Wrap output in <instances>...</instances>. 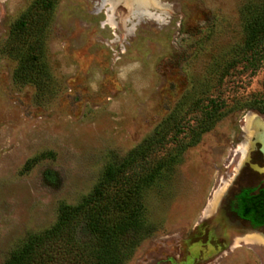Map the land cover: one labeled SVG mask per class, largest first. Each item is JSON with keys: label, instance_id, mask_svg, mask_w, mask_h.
<instances>
[{"label": "rangeland", "instance_id": "374dc122", "mask_svg": "<svg viewBox=\"0 0 264 264\" xmlns=\"http://www.w3.org/2000/svg\"><path fill=\"white\" fill-rule=\"evenodd\" d=\"M46 1L0 0V264L168 120L179 132H164L148 159L177 161L144 190L149 232L123 264H264L262 232L246 241L217 212L250 138L243 119L264 124V51L242 52L245 18L264 0H157L141 17L104 0H49L44 12ZM41 12L46 75L19 83L9 34ZM205 111L218 117L202 132ZM78 236L88 238L84 227Z\"/></svg>", "mask_w": 264, "mask_h": 264}, {"label": "trees", "instance_id": "16d2710c", "mask_svg": "<svg viewBox=\"0 0 264 264\" xmlns=\"http://www.w3.org/2000/svg\"><path fill=\"white\" fill-rule=\"evenodd\" d=\"M41 5L45 12L51 1ZM250 9L244 22L242 52L246 57L264 51V4ZM44 12L35 16L34 22L30 15L20 18L10 31V50L16 57V82L37 85L46 75L41 61L43 52L37 43L42 38L39 29L49 19ZM33 25H37V30L33 32L32 44H19L30 39ZM217 117L215 112L205 111L207 122L200 124V130L210 129ZM166 127L155 131L124 156L111 157L87 195L76 204H61L56 221L42 231L27 235L2 264H123L133 246L132 239L149 232L143 218L144 190L177 161L171 153L153 162L148 159L149 151L164 132L177 134L181 128L180 122L173 120H168ZM187 145L180 146L177 156ZM80 227L88 234L86 240L78 236Z\"/></svg>", "mask_w": 264, "mask_h": 264}, {"label": "flooded vegetation", "instance_id": "af4514ba", "mask_svg": "<svg viewBox=\"0 0 264 264\" xmlns=\"http://www.w3.org/2000/svg\"><path fill=\"white\" fill-rule=\"evenodd\" d=\"M249 116L256 117L258 121L250 132L245 155L228 179L217 212L227 229H235L242 236L251 234L248 232H262L264 236V222L258 223L264 220V124L259 115L251 114L247 118ZM247 118L243 119L245 124ZM245 124L242 126L244 132L247 131ZM251 164H256L261 170L253 169Z\"/></svg>", "mask_w": 264, "mask_h": 264}, {"label": "bare ground", "instance_id": "6f19581e", "mask_svg": "<svg viewBox=\"0 0 264 264\" xmlns=\"http://www.w3.org/2000/svg\"><path fill=\"white\" fill-rule=\"evenodd\" d=\"M104 2H106L110 6L109 7L110 12H113L116 4L121 2L122 4H125L132 13L136 14L139 17L146 15L148 13V11H147L148 7H150V6L156 7L157 6V0H104ZM108 19L113 20L111 13L108 15ZM257 121L258 120L256 119V117L249 116L246 119L245 129L248 132H251V130L253 129V126L257 123ZM258 126H257V128H259ZM255 130H256V128H255ZM221 193H222V189L220 188V190L215 192V194L213 196V201H216ZM243 238L246 241H254V240L258 239L257 235H251V234L245 235V236H243Z\"/></svg>", "mask_w": 264, "mask_h": 264}, {"label": "water", "instance_id": "95a60500", "mask_svg": "<svg viewBox=\"0 0 264 264\" xmlns=\"http://www.w3.org/2000/svg\"><path fill=\"white\" fill-rule=\"evenodd\" d=\"M119 4H121V2L120 3H118V4H116V6L117 5H119ZM123 5V4H122ZM115 6V7H116ZM126 7V6H125ZM152 6H150V8H151ZM127 8V7H126ZM147 11H149V8H147ZM263 146H264V141H263ZM251 167L253 168V169H255V170H258V171H260L261 169L256 165V164H251Z\"/></svg>", "mask_w": 264, "mask_h": 264}]
</instances>
